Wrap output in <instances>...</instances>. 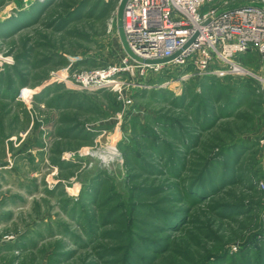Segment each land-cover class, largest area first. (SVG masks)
Instances as JSON below:
<instances>
[{
  "label": "rangeland",
  "instance_id": "1",
  "mask_svg": "<svg viewBox=\"0 0 264 264\" xmlns=\"http://www.w3.org/2000/svg\"><path fill=\"white\" fill-rule=\"evenodd\" d=\"M36 1L0 0V264H264V59L124 106L61 78L120 61V0Z\"/></svg>",
  "mask_w": 264,
  "mask_h": 264
},
{
  "label": "built area",
  "instance_id": "2",
  "mask_svg": "<svg viewBox=\"0 0 264 264\" xmlns=\"http://www.w3.org/2000/svg\"><path fill=\"white\" fill-rule=\"evenodd\" d=\"M216 1L127 0L122 27L130 51L142 61L171 60L147 64L122 51L120 61L114 65L73 71L61 78L80 89L111 87L127 106L131 100L121 94V87L124 82L129 86L132 83L123 82L124 76L145 81L174 67L189 69L171 79L174 83L189 77L251 75L240 59L248 54L264 59V0L230 9L214 8ZM260 143L264 144V139Z\"/></svg>",
  "mask_w": 264,
  "mask_h": 264
},
{
  "label": "water",
  "instance_id": "3",
  "mask_svg": "<svg viewBox=\"0 0 264 264\" xmlns=\"http://www.w3.org/2000/svg\"><path fill=\"white\" fill-rule=\"evenodd\" d=\"M127 0H120L118 8H117V13H116V27H117V34L119 37V41L120 44L122 46L123 51L133 60H136L138 62H143V63H147V64H154V63H161V62H167L169 60H171V58H166L163 60H156V61H142L140 59H138L128 48L126 40H125V36H124V32H123V27H122V22H123V10H124V6L126 4Z\"/></svg>",
  "mask_w": 264,
  "mask_h": 264
},
{
  "label": "bare ground",
  "instance_id": "4",
  "mask_svg": "<svg viewBox=\"0 0 264 264\" xmlns=\"http://www.w3.org/2000/svg\"><path fill=\"white\" fill-rule=\"evenodd\" d=\"M36 2H39L38 0ZM95 157L99 159L104 164L110 163L113 159V156L111 154H96Z\"/></svg>",
  "mask_w": 264,
  "mask_h": 264
},
{
  "label": "trees",
  "instance_id": "5",
  "mask_svg": "<svg viewBox=\"0 0 264 264\" xmlns=\"http://www.w3.org/2000/svg\"><path fill=\"white\" fill-rule=\"evenodd\" d=\"M249 55V54H248ZM251 55V54H250Z\"/></svg>",
  "mask_w": 264,
  "mask_h": 264
}]
</instances>
